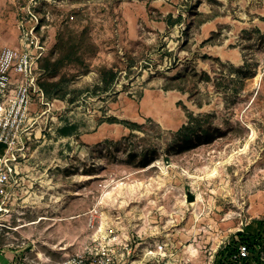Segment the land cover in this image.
Listing matches in <instances>:
<instances>
[{"label":"rangeland","instance_id":"obj_1","mask_svg":"<svg viewBox=\"0 0 264 264\" xmlns=\"http://www.w3.org/2000/svg\"><path fill=\"white\" fill-rule=\"evenodd\" d=\"M30 13L42 83L56 86L36 107L0 245L19 264L94 240L227 264L259 232L251 255L264 257V0H0V52ZM199 132L211 140L185 148Z\"/></svg>","mask_w":264,"mask_h":264},{"label":"built area","instance_id":"obj_2","mask_svg":"<svg viewBox=\"0 0 264 264\" xmlns=\"http://www.w3.org/2000/svg\"><path fill=\"white\" fill-rule=\"evenodd\" d=\"M17 30L18 45L0 52V213L5 214L21 169L28 162L31 145L38 140L40 115L36 107L49 105L41 85L46 47L39 36V18L30 13L17 22ZM250 257L251 249L241 244L229 264H247ZM255 257L258 261L254 264H264L260 251ZM171 260L177 262L176 251L165 243L139 250L134 240H94L54 264H174Z\"/></svg>","mask_w":264,"mask_h":264},{"label":"trees","instance_id":"obj_3","mask_svg":"<svg viewBox=\"0 0 264 264\" xmlns=\"http://www.w3.org/2000/svg\"><path fill=\"white\" fill-rule=\"evenodd\" d=\"M177 21H175V20H170L169 21V24L171 25V26H173V25H175V23H176ZM48 61V60H47ZM49 66H50V64H48ZM45 65H41V68H42V71L44 72V70L46 71L48 68H49V66H48V68L46 69L45 67H44ZM114 77V76H113ZM113 77H112V79L111 80H108L107 78H103V80H102V83L106 86V87H108L110 84H111V82H112V80H113ZM41 85H42V87H43V89L45 90V92H46V94H47V96L49 97V94L51 93V91H52V89H53V86H56V85H50V84H44V83H42V80H41ZM59 86V85H58ZM195 120V119H194ZM197 140V141H196ZM203 140H205L206 142H209L211 139H210V134L208 133V132H205V133H197V135L191 140V139H187L186 141H183L184 143V146H185V148H192L193 146H195V141L196 142H198L199 144H204V143H202L203 142ZM187 146V147H186ZM150 165V162L149 161H144L143 163H142V166L143 167H147V166H149ZM237 238H239V239H243V237H244V234L243 233H237ZM261 238V235H260V233L258 232L257 233V237H252L251 238V240H250V238H249V242H244V243H242V244H246V245H248V247L250 248V246L252 245V246H255L256 244H258L259 243V239ZM240 242V241H239ZM238 246L239 245H236L235 247H233V248H230L229 249V252L227 253V256H226V258H227V261H231V257L234 255V254H236L237 252H238ZM229 261V262H230ZM254 264L255 263V261L253 260V258H252V255H251V257H250V259H249V262L247 263V264ZM227 264H229V263H227ZM231 264V263H230Z\"/></svg>","mask_w":264,"mask_h":264},{"label":"crops","instance_id":"obj_4","mask_svg":"<svg viewBox=\"0 0 264 264\" xmlns=\"http://www.w3.org/2000/svg\"><path fill=\"white\" fill-rule=\"evenodd\" d=\"M35 225H37V223H30L28 225L21 226V229ZM20 256H21L20 250H13L7 246L0 245V264H19L18 258H20Z\"/></svg>","mask_w":264,"mask_h":264},{"label":"water","instance_id":"obj_5","mask_svg":"<svg viewBox=\"0 0 264 264\" xmlns=\"http://www.w3.org/2000/svg\"><path fill=\"white\" fill-rule=\"evenodd\" d=\"M195 199H196V197H195L194 194H191V193H190V194L188 195V201H189V202H193Z\"/></svg>","mask_w":264,"mask_h":264},{"label":"bare ground","instance_id":"obj_6","mask_svg":"<svg viewBox=\"0 0 264 264\" xmlns=\"http://www.w3.org/2000/svg\"><path fill=\"white\" fill-rule=\"evenodd\" d=\"M197 201L199 200V197H197V199H196ZM42 220H44V219H42Z\"/></svg>","mask_w":264,"mask_h":264}]
</instances>
